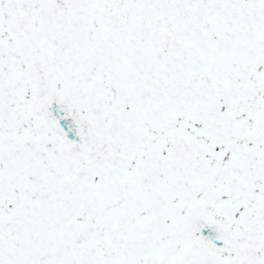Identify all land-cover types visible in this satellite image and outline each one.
Segmentation results:
<instances>
[{
  "label": "snow or ice",
  "instance_id": "1",
  "mask_svg": "<svg viewBox=\"0 0 264 264\" xmlns=\"http://www.w3.org/2000/svg\"><path fill=\"white\" fill-rule=\"evenodd\" d=\"M0 264H264V0H0Z\"/></svg>",
  "mask_w": 264,
  "mask_h": 264
}]
</instances>
